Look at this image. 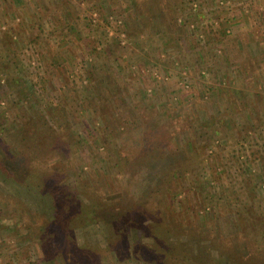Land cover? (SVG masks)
Returning <instances> with one entry per match:
<instances>
[{
	"label": "rangeland",
	"instance_id": "374dc122",
	"mask_svg": "<svg viewBox=\"0 0 264 264\" xmlns=\"http://www.w3.org/2000/svg\"><path fill=\"white\" fill-rule=\"evenodd\" d=\"M0 264H264V0H0Z\"/></svg>",
	"mask_w": 264,
	"mask_h": 264
},
{
	"label": "trees",
	"instance_id": "16d2710c",
	"mask_svg": "<svg viewBox=\"0 0 264 264\" xmlns=\"http://www.w3.org/2000/svg\"><path fill=\"white\" fill-rule=\"evenodd\" d=\"M154 232H155V231H154ZM170 249H171V247H170ZM177 250H178V248H174V252H173V253H174V254L177 253ZM183 256H185V255L183 254Z\"/></svg>",
	"mask_w": 264,
	"mask_h": 264
}]
</instances>
